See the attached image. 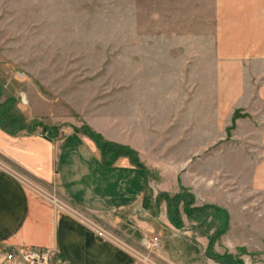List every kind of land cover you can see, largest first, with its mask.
I'll use <instances>...</instances> for the list:
<instances>
[{"label": "rangeland", "instance_id": "1", "mask_svg": "<svg viewBox=\"0 0 264 264\" xmlns=\"http://www.w3.org/2000/svg\"><path fill=\"white\" fill-rule=\"evenodd\" d=\"M210 16L211 0H0V105L13 100L11 111L25 126L36 124L35 132L69 129L89 137L91 130L102 141L129 147L154 177L180 175L201 164L194 160L198 152L226 150L212 147L225 135L252 132L250 115L239 122L240 114L217 113L213 51L202 48L212 45ZM253 108L257 104L247 103L243 110ZM223 167L211 161L202 169L215 190L218 183L231 185L213 175ZM248 181L232 187L241 202L251 197ZM182 188L188 191L179 185L169 197ZM157 197H150L156 211ZM257 201L264 203V195ZM181 206L180 228L209 241L219 221L199 212L188 217ZM246 217L258 237L251 251H217L219 238L212 251L264 264V207ZM130 254L138 264H163L157 251L149 262Z\"/></svg>", "mask_w": 264, "mask_h": 264}, {"label": "crops", "instance_id": "2", "mask_svg": "<svg viewBox=\"0 0 264 264\" xmlns=\"http://www.w3.org/2000/svg\"><path fill=\"white\" fill-rule=\"evenodd\" d=\"M210 19L212 45L202 48L213 51L217 113L240 114L239 122L250 115L252 132L225 135L212 147L226 150L198 152L194 160L201 164L180 175L173 170L154 177L127 156L108 163L93 140L69 129L52 136L26 130L12 135L0 126V264H17L5 256L27 247L51 249L60 264H138L95 228L133 248L157 236L163 264H219L207 257L205 236L170 223L164 202L157 211L146 208L147 191L153 198L172 195L179 185L193 195L195 207L213 205L227 212L228 229L215 250L251 251L258 237L246 216L264 207L257 201L264 195V0H211ZM247 103L257 104V110L247 114ZM211 161L224 162L225 169L213 175L231 185L218 183L215 190L202 172ZM243 178L249 180L251 197L241 202L232 187Z\"/></svg>", "mask_w": 264, "mask_h": 264}, {"label": "trees", "instance_id": "3", "mask_svg": "<svg viewBox=\"0 0 264 264\" xmlns=\"http://www.w3.org/2000/svg\"><path fill=\"white\" fill-rule=\"evenodd\" d=\"M12 101L10 99L9 103H6V106L0 105V126L3 127L7 132L14 135L21 130H26L28 132L34 131L36 124L33 123L29 126H25L22 117L17 113H13L11 111ZM33 125V127H32ZM44 130V129H43ZM86 134L89 136L91 140L95 142L101 154L108 163L112 162L118 156H127L129 157L131 163L135 164L136 166L142 167L141 164L138 162L137 158L135 157V153L129 148L122 145L114 144L111 142L102 141L101 137L94 133L91 130H87ZM51 135L49 132L46 133V136ZM108 150V151H107ZM107 151V152H105ZM108 153L107 158H105V154ZM162 200H166V210L167 216L170 223L175 226L176 228H180L181 221H180V204L182 211L188 216L191 217V214L194 212L202 213L207 217L210 215L214 219L216 218L219 221V226L215 233L209 238L207 248L205 253L207 257L218 262L220 264H243V262L235 258L233 259L231 255H218L212 251V247L215 241L226 232L228 229V214L225 210L213 206V205H204L201 207H193L192 204L194 202V197L188 191L182 188V191L176 195H173L172 198L169 197L168 194L161 193L156 198V207L160 204ZM171 202V204H170ZM145 206L146 208H150V197L145 198ZM157 209V208H156ZM212 211L210 212L207 211Z\"/></svg>", "mask_w": 264, "mask_h": 264}, {"label": "built area", "instance_id": "4", "mask_svg": "<svg viewBox=\"0 0 264 264\" xmlns=\"http://www.w3.org/2000/svg\"><path fill=\"white\" fill-rule=\"evenodd\" d=\"M49 199L53 204L58 205V201L55 198L49 197ZM95 229L102 236L111 239L117 246H119L122 250L126 251L129 255H131L130 253L132 252L138 253L139 256L136 259L139 260L142 257L144 259V262H149L151 256L154 255L155 252L158 251L159 249V239L157 236H150L143 239L142 248H133L128 244L120 242L116 238H113L111 236L109 237L102 230L97 228ZM141 252H143L144 255H142ZM5 259L7 261H12L17 264H60L58 261L54 259V252L51 249H47V248H32V247L20 248L15 250L14 252L8 253L5 256Z\"/></svg>", "mask_w": 264, "mask_h": 264}]
</instances>
